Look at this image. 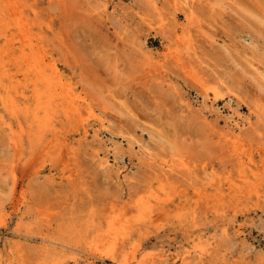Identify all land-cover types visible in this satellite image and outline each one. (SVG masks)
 <instances>
[{
    "label": "rangeland",
    "instance_id": "1",
    "mask_svg": "<svg viewBox=\"0 0 264 264\" xmlns=\"http://www.w3.org/2000/svg\"><path fill=\"white\" fill-rule=\"evenodd\" d=\"M184 259L264 264V0H0V264Z\"/></svg>",
    "mask_w": 264,
    "mask_h": 264
},
{
    "label": "bare ground",
    "instance_id": "2",
    "mask_svg": "<svg viewBox=\"0 0 264 264\" xmlns=\"http://www.w3.org/2000/svg\"><path fill=\"white\" fill-rule=\"evenodd\" d=\"M18 28L22 32L25 31L21 26H18ZM25 28L27 29L26 24ZM33 49V45H27L23 46V48L19 51V56L23 62L21 70L24 72L23 74L26 78L32 77L31 81L33 80L32 83L34 86L32 91L33 97L35 101L38 102L40 107L45 109L47 106H50L59 99L61 93L58 92L57 87L61 88L62 84L60 83L58 76L57 66L55 64L48 65L50 63L46 64L44 57L39 56L38 53L35 56ZM40 111L42 112V110ZM182 264H185V259L182 261Z\"/></svg>",
    "mask_w": 264,
    "mask_h": 264
}]
</instances>
